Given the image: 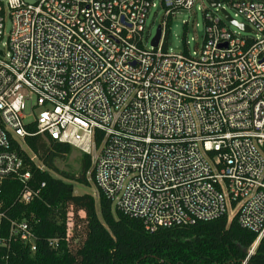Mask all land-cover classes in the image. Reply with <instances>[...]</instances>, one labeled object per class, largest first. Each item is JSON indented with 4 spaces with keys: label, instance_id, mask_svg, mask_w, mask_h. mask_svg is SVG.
<instances>
[{
    "label": "built area",
    "instance_id": "1",
    "mask_svg": "<svg viewBox=\"0 0 264 264\" xmlns=\"http://www.w3.org/2000/svg\"><path fill=\"white\" fill-rule=\"evenodd\" d=\"M215 1L220 8L0 0V189L15 179L23 184L17 205L39 197L45 183L30 188L22 153L27 137L47 135L89 156L88 179L147 231L236 218L256 235L253 256L264 243V0ZM197 4L201 44L170 53L171 21ZM159 10L154 47L147 20ZM14 206L0 202L5 262L16 242L37 250L33 225L10 217Z\"/></svg>",
    "mask_w": 264,
    "mask_h": 264
},
{
    "label": "trees",
    "instance_id": "2",
    "mask_svg": "<svg viewBox=\"0 0 264 264\" xmlns=\"http://www.w3.org/2000/svg\"><path fill=\"white\" fill-rule=\"evenodd\" d=\"M24 144L27 152L22 156L32 173L28 184L34 190L43 183L45 187L30 204L17 205L23 184L7 179L0 189V202L5 208L15 204L10 217L33 225L37 250L31 253L16 242L9 259H0V264H243L245 259H249L247 264H264V243L248 258L256 235L243 229L236 218L149 232L141 220L121 213L102 192H98L97 200L89 193H75L73 183L93 185L87 176L92 168L89 156L80 159L76 176L56 166L72 155L71 146L47 135L27 137ZM27 153L36 156L46 171L29 163ZM50 240H57L58 247L50 246Z\"/></svg>",
    "mask_w": 264,
    "mask_h": 264
},
{
    "label": "rangeland",
    "instance_id": "3",
    "mask_svg": "<svg viewBox=\"0 0 264 264\" xmlns=\"http://www.w3.org/2000/svg\"><path fill=\"white\" fill-rule=\"evenodd\" d=\"M198 7L199 4L196 5L195 13L189 14L188 12H185L184 15L176 16L171 21V31L168 40V51L170 53H182L187 42L189 43L191 52L194 51L196 44H201L205 27L203 14L197 9ZM155 12H152L147 20V27L151 30L152 36L156 34L158 26L162 23L163 16L160 10L157 12V15H154ZM236 21L243 23V19L241 18H236ZM9 26L10 25L8 24V27ZM231 30L237 31V29L234 27H231ZM184 35H186L185 38ZM82 157V154H80L77 150H74L72 155L69 156L67 160L57 162L56 166L60 171L77 176L80 172V159ZM55 176L58 177L57 175ZM89 182L93 184L91 187H85L77 183H73L75 187V193L80 195L89 193L97 200L99 191L92 180L89 179ZM68 228L72 235V223H69Z\"/></svg>",
    "mask_w": 264,
    "mask_h": 264
},
{
    "label": "water",
    "instance_id": "4",
    "mask_svg": "<svg viewBox=\"0 0 264 264\" xmlns=\"http://www.w3.org/2000/svg\"><path fill=\"white\" fill-rule=\"evenodd\" d=\"M27 3L29 4H34L35 3V0H26ZM207 2L212 6V7H217V8H220V4L215 1V0H207ZM226 18L231 21L233 24L236 25V22L232 21V19H230V17L228 15H226ZM240 29L244 30V31H247L248 29L242 25H237ZM160 36H161V29L160 27L157 29V33H156V37L153 41V46L156 47L158 45V42L160 40Z\"/></svg>",
    "mask_w": 264,
    "mask_h": 264
}]
</instances>
